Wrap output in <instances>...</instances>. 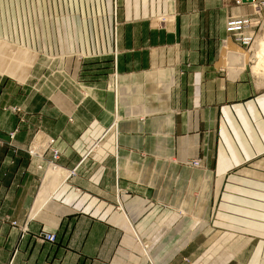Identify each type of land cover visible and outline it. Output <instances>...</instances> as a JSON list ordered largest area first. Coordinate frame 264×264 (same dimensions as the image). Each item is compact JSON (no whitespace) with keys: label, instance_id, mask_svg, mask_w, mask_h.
Returning a JSON list of instances; mask_svg holds the SVG:
<instances>
[{"label":"crops","instance_id":"1","mask_svg":"<svg viewBox=\"0 0 264 264\" xmlns=\"http://www.w3.org/2000/svg\"><path fill=\"white\" fill-rule=\"evenodd\" d=\"M253 11L0 0V264H264V26L228 29ZM39 130L56 168L28 153Z\"/></svg>","mask_w":264,"mask_h":264},{"label":"built area","instance_id":"2","mask_svg":"<svg viewBox=\"0 0 264 264\" xmlns=\"http://www.w3.org/2000/svg\"><path fill=\"white\" fill-rule=\"evenodd\" d=\"M252 6L254 8V14L252 16H244L231 20L228 25L229 32L232 38L239 43L248 45L249 42L254 40L255 31L257 28L264 26V0H253ZM117 82V77L115 80ZM13 112H19V110H14ZM16 135V132L10 134V137L13 139ZM28 153L31 156H35L39 159H46L47 156H51V163L56 164L57 161L63 155L62 150L58 145V140L52 138L43 131H39L34 135V138L28 149ZM201 166L199 161H194L190 164L192 168H199ZM12 226L17 227V224L14 222ZM22 233L27 231V228L19 227ZM42 239L48 243H56L57 237L55 234L45 233L42 235Z\"/></svg>","mask_w":264,"mask_h":264},{"label":"bare ground","instance_id":"3","mask_svg":"<svg viewBox=\"0 0 264 264\" xmlns=\"http://www.w3.org/2000/svg\"><path fill=\"white\" fill-rule=\"evenodd\" d=\"M257 48V47H256ZM255 57L258 59V64L254 68L255 73L264 72V38L261 39L258 51L255 54ZM260 75V74H259ZM62 176L58 175V172L51 168L47 173L44 179L43 192L41 197H47L60 183ZM41 203V200L37 202L38 207Z\"/></svg>","mask_w":264,"mask_h":264},{"label":"rangeland","instance_id":"4","mask_svg":"<svg viewBox=\"0 0 264 264\" xmlns=\"http://www.w3.org/2000/svg\"><path fill=\"white\" fill-rule=\"evenodd\" d=\"M241 17H244V16H240V17H237V18H241ZM236 18V19H237ZM231 39H233L232 38V36L230 35L229 36ZM14 53H17V52H11L10 53V55H9V57L8 58H12L13 59V57H14ZM21 54H23L24 55V53L23 52H19V53H17V55H20L21 56ZM15 59H18V57L17 56H15ZM24 58H22V60H23ZM29 59H31L32 61H33V63H32V65L38 60V57H35V58H33L32 56H29ZM19 66H21L20 64H18ZM54 64H53V60L52 59H50V60H48L47 61V63L44 65V70L45 71H47V69H48V71H52L53 69H54V66H53ZM25 66H21L20 67V70H23L25 73H27L28 72V70H25ZM113 87L114 86V81L111 83V81H110V84H109V87ZM111 87V88H112ZM5 110H9V111H11V112H13L14 110H17V108H11V107H9V108H6ZM19 110V109H18ZM14 113H18V112H14ZM40 131V130H39ZM39 131H37V132H39ZM36 132V133H37ZM11 134V133H10ZM10 136V135H9ZM29 148H30V146H29ZM28 148V149H29ZM60 160V159H59ZM58 162V161H57ZM50 167H53V168H56V167H58V165H57V163L56 164H53V163H51V166ZM17 224V223H16ZM17 227H18V225H17ZM26 227V226H25ZM21 228H23V227H21ZM27 228V227H26Z\"/></svg>","mask_w":264,"mask_h":264},{"label":"water","instance_id":"5","mask_svg":"<svg viewBox=\"0 0 264 264\" xmlns=\"http://www.w3.org/2000/svg\"><path fill=\"white\" fill-rule=\"evenodd\" d=\"M252 1L253 0H243L244 3H247V2L252 3Z\"/></svg>","mask_w":264,"mask_h":264}]
</instances>
